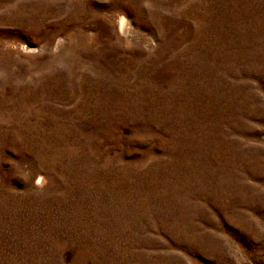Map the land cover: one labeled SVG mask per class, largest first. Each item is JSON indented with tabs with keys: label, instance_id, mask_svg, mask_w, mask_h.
Wrapping results in <instances>:
<instances>
[{
	"label": "rangeland",
	"instance_id": "obj_1",
	"mask_svg": "<svg viewBox=\"0 0 264 264\" xmlns=\"http://www.w3.org/2000/svg\"><path fill=\"white\" fill-rule=\"evenodd\" d=\"M0 264H264V0H0Z\"/></svg>",
	"mask_w": 264,
	"mask_h": 264
},
{
	"label": "bare ground",
	"instance_id": "obj_2",
	"mask_svg": "<svg viewBox=\"0 0 264 264\" xmlns=\"http://www.w3.org/2000/svg\"><path fill=\"white\" fill-rule=\"evenodd\" d=\"M120 24H121V28L122 29H126L127 28L128 23H127V20L124 17L120 19Z\"/></svg>",
	"mask_w": 264,
	"mask_h": 264
}]
</instances>
